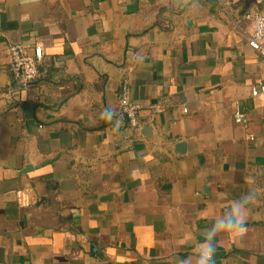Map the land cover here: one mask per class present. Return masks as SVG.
<instances>
[{
  "label": "crops",
  "instance_id": "obj_1",
  "mask_svg": "<svg viewBox=\"0 0 264 264\" xmlns=\"http://www.w3.org/2000/svg\"><path fill=\"white\" fill-rule=\"evenodd\" d=\"M214 1L0 0V264H196L249 192L215 264H264V59L244 19L264 0ZM11 42L44 46L26 88Z\"/></svg>",
  "mask_w": 264,
  "mask_h": 264
},
{
  "label": "built area",
  "instance_id": "obj_2",
  "mask_svg": "<svg viewBox=\"0 0 264 264\" xmlns=\"http://www.w3.org/2000/svg\"><path fill=\"white\" fill-rule=\"evenodd\" d=\"M257 4H261L263 0H255ZM264 17V12L257 10L247 12L244 19L252 22V31L248 35L247 43L251 49L256 51L264 59V38L257 37V29L264 31V19H258ZM8 70L13 79L26 88L33 82L43 77V70H41V64L44 58V46L38 44L34 47L32 52L27 51L25 45L21 42H11L7 46ZM264 93V84L260 86H253L252 95L257 96ZM119 107L121 113L127 119L129 127L133 130H139L141 123L139 121L140 104L133 102L130 99L129 83L124 80L121 84L119 91ZM233 118L236 124L243 126L245 130L249 128V120L243 110L236 104V109L233 114ZM247 138L253 139L254 135L247 132Z\"/></svg>",
  "mask_w": 264,
  "mask_h": 264
},
{
  "label": "clouds",
  "instance_id": "obj_3",
  "mask_svg": "<svg viewBox=\"0 0 264 264\" xmlns=\"http://www.w3.org/2000/svg\"><path fill=\"white\" fill-rule=\"evenodd\" d=\"M257 37L264 38V31L257 29ZM255 199L256 196L249 192L235 200L230 209L206 230L202 247L196 253V264H215V239L219 233H230L235 237L246 233L247 205Z\"/></svg>",
  "mask_w": 264,
  "mask_h": 264
},
{
  "label": "water",
  "instance_id": "obj_4",
  "mask_svg": "<svg viewBox=\"0 0 264 264\" xmlns=\"http://www.w3.org/2000/svg\"><path fill=\"white\" fill-rule=\"evenodd\" d=\"M147 128V127H146ZM177 147L180 149L179 151H181V152H183V150L185 149V144L182 142V143H179L178 145H177ZM180 152V153H181Z\"/></svg>",
  "mask_w": 264,
  "mask_h": 264
},
{
  "label": "trees",
  "instance_id": "obj_5",
  "mask_svg": "<svg viewBox=\"0 0 264 264\" xmlns=\"http://www.w3.org/2000/svg\"><path fill=\"white\" fill-rule=\"evenodd\" d=\"M214 2H215L214 4H217V1L216 0Z\"/></svg>",
  "mask_w": 264,
  "mask_h": 264
}]
</instances>
